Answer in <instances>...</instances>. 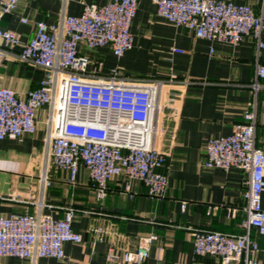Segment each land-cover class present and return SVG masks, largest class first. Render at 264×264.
<instances>
[{
	"label": "crops",
	"instance_id": "crops-1",
	"mask_svg": "<svg viewBox=\"0 0 264 264\" xmlns=\"http://www.w3.org/2000/svg\"><path fill=\"white\" fill-rule=\"evenodd\" d=\"M108 0H21L0 19V27L19 34L22 41L34 33L36 21L56 22L62 14L79 15L86 4L103 5ZM249 3L258 13L264 0H234ZM26 18V22L21 21ZM133 46L121 57L110 48L79 51L89 57L87 72L107 77L113 68L132 82L165 81L161 99L160 135L155 140L165 154L167 187L165 196L151 198L139 180H130L124 190L123 176L107 182L106 195L98 199L89 171L80 165L75 181L68 171L57 168L47 157L48 107L36 110V130L21 140H0V214L34 213L40 210L54 218L66 207H74L72 229L81 242L64 244L65 256L37 258L33 264H136L107 258L109 248L117 253L134 249L140 236L154 232L158 238L141 264H158L160 257L169 264H221L212 255L194 252L192 230L213 229L227 233L243 232L247 174L237 168L223 170L202 165L204 145L212 136L228 135L235 125L245 122L244 114L253 100L250 88L256 64H264V49L248 36L238 44L210 42L196 37L193 30L177 26L156 14L151 0H139L130 26ZM264 40V34H263ZM183 50L173 53L171 48ZM210 47L213 52L209 53ZM20 46L2 44L0 87L12 88L18 96L37 86L42 68L18 59ZM97 62H100L98 65ZM175 78L169 81V76ZM264 86V80H261ZM255 145L264 148V87L256 100ZM45 170L48 184H41ZM182 202H185L182 208ZM264 209V190L261 194ZM228 209L233 214L228 215ZM102 228L101 233L96 231ZM100 237V239H99ZM258 259L264 262V236ZM15 257L0 258V264H25ZM230 264H242L232 260Z\"/></svg>",
	"mask_w": 264,
	"mask_h": 264
},
{
	"label": "built area",
	"instance_id": "built-area-1",
	"mask_svg": "<svg viewBox=\"0 0 264 264\" xmlns=\"http://www.w3.org/2000/svg\"><path fill=\"white\" fill-rule=\"evenodd\" d=\"M21 0H0V19L12 12ZM139 0H108L103 5L86 4L79 15L62 14L56 22L36 21L34 33L22 41L18 33L0 27V61L2 44L20 46L18 59L44 71L37 86L24 96L12 88L0 87V140H21L36 130L35 114L48 107L47 157L57 168L68 171L74 182L80 165L89 171L96 197L106 195L107 182L123 176L124 190L130 180H139L151 198L165 196L167 174L165 154L155 143L160 135V115L165 104L161 92L165 81L132 82L113 68L107 77L90 76V59L80 53L86 48L108 47L121 57L133 46L130 26ZM156 14L194 31L196 37L210 42L238 44L250 37L258 51L264 49V6L258 13L249 3L234 0H151ZM21 21L25 23L26 18ZM171 52L182 53L172 47ZM213 52L210 47L209 53ZM99 65L100 62H97ZM175 78L169 76V81ZM264 64H256L250 83L253 100L244 114L245 122L235 125L228 135L209 137L204 145L202 165L229 170L237 168L247 174L243 232L227 233L194 228L193 247L198 255H212L221 264L239 260L242 264H264L258 259L260 245L256 236H264V148L255 145L256 100L263 89ZM45 170L41 184H48ZM185 202H182L184 208ZM228 209V215L233 214ZM74 207H66L60 218L43 213L0 214V258L11 256L33 264L37 258L65 256L64 244L81 242L72 229ZM96 231L101 233L102 228ZM158 236L148 232L138 238L134 249L117 253L109 248L107 258L141 264L149 256ZM100 239V237H99ZM158 264H169L160 257Z\"/></svg>",
	"mask_w": 264,
	"mask_h": 264
}]
</instances>
